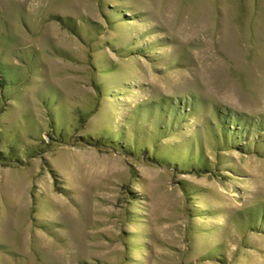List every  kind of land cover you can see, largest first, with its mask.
Masks as SVG:
<instances>
[{"label": "rangeland", "instance_id": "1", "mask_svg": "<svg viewBox=\"0 0 264 264\" xmlns=\"http://www.w3.org/2000/svg\"><path fill=\"white\" fill-rule=\"evenodd\" d=\"M224 109L264 120V0H0V264H264Z\"/></svg>", "mask_w": 264, "mask_h": 264}, {"label": "trees", "instance_id": "2", "mask_svg": "<svg viewBox=\"0 0 264 264\" xmlns=\"http://www.w3.org/2000/svg\"><path fill=\"white\" fill-rule=\"evenodd\" d=\"M185 106H182L183 109ZM193 104H191V107ZM179 106H177V103L172 104L171 107V113L177 116L183 115L184 112L177 110ZM217 124L223 127L224 133H228V136H231L232 141L234 142V145H237V143L241 141H247L245 138L247 135L250 136V138L258 139L263 137L262 134L264 132V120H247L245 116L242 114L236 113V112H226V109L217 111ZM226 135V134H225ZM101 144V143H100ZM102 145L110 146V144L103 143ZM111 145H114V143H111Z\"/></svg>", "mask_w": 264, "mask_h": 264}]
</instances>
